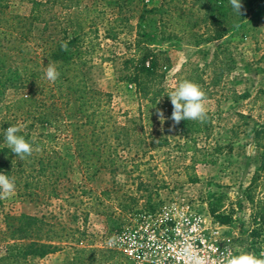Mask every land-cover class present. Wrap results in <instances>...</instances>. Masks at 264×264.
<instances>
[{
    "label": "rangeland",
    "instance_id": "1",
    "mask_svg": "<svg viewBox=\"0 0 264 264\" xmlns=\"http://www.w3.org/2000/svg\"><path fill=\"white\" fill-rule=\"evenodd\" d=\"M162 2L82 0L68 11L62 4L56 7L59 14L71 17L70 35H79L82 23L88 35L86 42H93L84 71L89 86L107 94L104 100L109 116L105 129H96L89 140L101 145L103 152L110 147L112 155L107 152L105 158H114V163H107L94 180L87 181L69 138L54 127L39 128L42 140L72 161L71 174L61 185L59 197L31 202L18 199L14 191L0 199V225L5 218L11 221L24 214L72 233L68 240L53 243L49 253L28 257L26 264H75L77 249L90 246L118 252L107 244L114 234L133 224L141 210L159 207L183 193L196 198L198 204L206 202L208 207L220 202L219 212L232 218L230 233L237 254L252 252L264 258V221L255 223L257 210L264 211V170L254 133L255 126L264 124V0L251 6L245 2L247 13L243 16L226 1L230 32L223 40L210 43L204 35V21L190 35L177 33L172 41H162L158 35L161 15L150 11ZM10 4L15 14L25 13L28 7L26 0H11ZM188 7L197 10L196 18H204L201 8L198 12L199 4L190 3ZM43 27L36 25L34 34L39 36ZM174 31L178 32L169 28V32ZM143 33L152 37L151 48L165 51L171 58L163 82L166 95L186 80L199 84L206 93L211 117L208 132L185 136L171 119L169 96L146 108L149 103L125 81V62L134 55L129 44ZM221 48L227 49V56L224 59L221 55L224 60L220 66L225 65L227 70L217 85H211L214 71L206 65ZM197 69L206 72L202 78L209 91L199 82ZM11 95L9 89L3 100H10ZM3 102L0 116L6 113ZM161 111L163 121L158 115ZM65 120L82 122L77 104L65 111ZM253 231L258 234L256 238L251 237ZM24 244L7 241L0 234V256H5L8 249H22ZM101 258L99 253L78 255L77 264H92ZM102 264H127V260L123 255Z\"/></svg>",
    "mask_w": 264,
    "mask_h": 264
},
{
    "label": "trees",
    "instance_id": "2",
    "mask_svg": "<svg viewBox=\"0 0 264 264\" xmlns=\"http://www.w3.org/2000/svg\"><path fill=\"white\" fill-rule=\"evenodd\" d=\"M76 1L82 0H26V12L15 14L10 9L11 0H0V102L4 101L5 93L12 90L11 99L3 102L6 113L0 116V172L14 179L18 199L32 202L41 198L59 197L61 185L71 174L72 161L45 143L42 134L38 133L39 128L54 127L69 138L72 152L80 161L87 181L94 180L106 169L107 163H114V158H105L107 152L112 155L110 147L103 152L101 145L92 144L89 140L96 129H105L109 116L104 100L107 94L92 89L84 71L93 42H86L88 35L82 23L80 34L70 35L73 23L71 17L69 14H59L56 10L62 4L63 10L68 11ZM226 1L163 0L159 8L150 11L161 15L158 35L162 41H172L177 33L190 35L204 21L206 42H218L230 32L226 24ZM247 1L251 6L257 0H241L240 13L236 11L241 16L247 13L243 8ZM190 3L193 6L199 4L198 12L201 8L204 18H196L197 10L195 12L192 7H188ZM38 24L44 26L39 36L34 34ZM169 28H175L178 32H169ZM151 38L143 33L131 42L129 48L134 51V55L125 62L124 79L142 101L149 103L146 108L156 106L158 100L168 96L163 82L166 78L165 69L171 64V58L165 51L151 48ZM226 54V48L217 50L212 63L206 65L214 71L211 85H217L225 76L227 69L225 65L220 66V63L223 64ZM221 55H224V59H221ZM50 62L56 65L60 73L55 82H50L45 76ZM218 69L219 73L215 71ZM196 71L199 82L209 91L202 78L206 72L200 69ZM71 104H77L81 123L65 120V111ZM17 123L23 125L18 135L33 145L32 155L24 159L12 152L4 137L5 130ZM178 125L185 136L206 133L211 125V117L208 115L204 122L182 120ZM254 133L256 146L262 151L261 168L264 170V124L255 126ZM113 153L116 154L115 151ZM192 181L197 183L196 178ZM220 208V202L209 204L213 218L222 225L231 226V215L221 214ZM263 221L264 211L257 210L255 223L259 225ZM70 233L71 230L66 231L58 224L31 215L22 214L11 221L5 218L0 225L3 239L23 241L25 244L15 252L8 249L5 256H0V264H26L28 257L45 255L53 249V243L68 240ZM257 235L253 231L251 237L256 238ZM97 253L102 258L100 262L94 260L92 264H102L123 256L120 252L90 246L77 249L74 261L78 262V255Z\"/></svg>",
    "mask_w": 264,
    "mask_h": 264
},
{
    "label": "built area",
    "instance_id": "3",
    "mask_svg": "<svg viewBox=\"0 0 264 264\" xmlns=\"http://www.w3.org/2000/svg\"><path fill=\"white\" fill-rule=\"evenodd\" d=\"M197 202L183 193L141 210L133 224L113 235L116 245L109 248L121 252L127 264H183L177 249L189 240L211 255L212 264H221L229 249L238 255L231 227L215 221L206 202Z\"/></svg>",
    "mask_w": 264,
    "mask_h": 264
},
{
    "label": "clouds",
    "instance_id": "4",
    "mask_svg": "<svg viewBox=\"0 0 264 264\" xmlns=\"http://www.w3.org/2000/svg\"><path fill=\"white\" fill-rule=\"evenodd\" d=\"M233 9L240 13L242 8L241 0H229ZM59 71L53 62L46 67L45 76L50 82H55L59 78ZM173 111L171 119L179 124L182 120H194L204 122L208 118V109L206 107V93L201 86L193 81H184L173 90L169 95ZM163 121L164 113H158ZM23 125L17 123L9 126L5 132V142L11 147L12 152L24 159L33 153V145L18 133ZM15 191L14 179L4 173H0V199L11 195ZM108 246L116 245V237L107 241ZM177 255L182 258L183 264H212L210 254H204L201 248L193 241L189 240L180 245L177 249ZM264 256V253L261 254ZM221 264H264V258H259L252 252H241L234 255L229 249L222 258Z\"/></svg>",
    "mask_w": 264,
    "mask_h": 264
}]
</instances>
